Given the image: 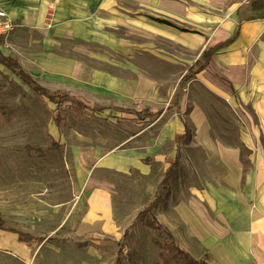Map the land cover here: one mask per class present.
<instances>
[{
	"label": "crops",
	"instance_id": "0c3cea01",
	"mask_svg": "<svg viewBox=\"0 0 264 264\" xmlns=\"http://www.w3.org/2000/svg\"><path fill=\"white\" fill-rule=\"evenodd\" d=\"M118 1L0 0V10L16 28L7 40L19 47L21 53H26L27 62L36 63V70L46 71L52 75L54 83L63 84L67 91L63 93L68 97H83L86 107L89 102L94 105L101 101L111 102V105H104L107 110L126 108L146 100L154 86L152 78L139 76L131 82L88 65L93 59L90 47L94 38L104 37L102 29L110 20L118 18L110 15L115 12ZM170 1L179 4L182 7L180 12L184 13L163 9L165 13L181 17L188 15L191 24L211 22L213 25L206 40H192L203 45V53L223 43L202 71L208 69L217 74L213 82L215 91L241 111L248 130L241 140L248 150L244 158L247 161L242 160L241 153L234 149H215L204 152L208 160L203 165L197 161L194 162L197 166H190L188 159L196 161V158H190L189 152H183L180 157L174 152L168 157L173 161L165 164V155L148 153L152 156H142L134 148L139 131L127 132L129 126L124 120L118 119L123 123L118 131L93 121L78 122L80 128L76 134H68L65 141L70 142L66 149L74 158L75 204L77 207L81 205L84 212L78 216L72 215V210L66 220L73 223L76 240L90 236L93 243L99 238L118 241L123 233L114 220V200L120 193L112 177L127 181L134 175L145 182L155 169L151 162L164 165L157 183L159 186L153 189L147 206L158 196L166 170L176 164L175 173L169 180L168 194L154 214L178 246L191 256L206 258L210 264H264V11L251 10L250 3L254 0H193L195 9L176 0ZM208 9L213 13L219 11V16L212 21L204 18L202 11L208 13ZM256 13L259 15L251 17ZM246 14H251V19L244 18ZM217 36L220 38L212 42ZM197 38L201 40L202 37ZM185 39L183 36L182 42ZM29 47L37 50H29ZM79 49L87 53L77 54ZM158 113L160 116L161 112ZM120 116L124 118L125 115ZM205 136L198 139V146H206L205 139L209 137ZM180 159L182 162L187 159L186 164L182 165ZM146 160H149L148 164ZM188 176L196 177L197 182L192 185ZM0 233L13 239L0 253L3 260H6L5 256H14L23 259L25 264H33L38 255L28 249L34 244L57 243V239L48 241L51 237L29 232L22 233L34 238L31 243L19 242L15 233ZM38 238L43 239L39 242ZM79 242L87 241L76 242L80 252L87 253L89 242ZM77 260L80 262L78 253Z\"/></svg>",
	"mask_w": 264,
	"mask_h": 264
},
{
	"label": "rangeland",
	"instance_id": "374dc122",
	"mask_svg": "<svg viewBox=\"0 0 264 264\" xmlns=\"http://www.w3.org/2000/svg\"><path fill=\"white\" fill-rule=\"evenodd\" d=\"M176 1L195 9L193 0ZM158 3L159 0L146 3L119 0L115 12L110 14L118 18L109 21L108 26L102 29L104 37H95L90 47L93 59L88 65L92 68L131 82L139 76L154 79L153 91L142 102L107 110L103 107L111 105V102L101 101L95 105L89 102L86 103L89 106L85 115L77 117L68 106L73 98L84 104L83 97H69L60 103L49 100L48 95L32 90L0 64V218L7 229L57 239V243L34 244L28 248L32 253L38 252L33 264H157L161 249L172 241L166 228L160 226L158 229L155 224L151 229L145 227L154 212L135 218L150 201L163 173L164 165L152 162L150 165L155 169L145 182L134 175L127 181L112 177L120 193L114 200V220L124 237L118 241L99 238L95 243L90 236L74 239L73 223L66 220V216L72 210V215L80 216L84 208L75 204L76 191L72 184L74 158L66 149L70 142L65 138L68 134H76L80 128L78 122L93 121L118 131L123 124L118 119L124 120L129 126L127 132L139 131L134 148L142 156H152L148 153L165 155V164L173 161L168 157L174 152L179 153V157L183 152H189L190 158H196V161L188 159L190 166H197L194 163L197 161L203 165L208 160L204 152L215 149H234L241 153L242 160L247 161L244 158L248 150L241 141L248 131L244 117L237 106L229 104L215 91L213 82L217 74L206 69L185 80L183 85L179 84L187 68L203 53V45L192 42L188 37L201 36L200 41L206 40L213 25L211 22H203L204 25L188 23V15L167 14ZM225 10H222V16ZM202 14L212 21L220 12L213 13L208 9V13L202 11ZM249 15L244 18L251 19L259 13ZM15 29L1 40L0 52L17 59L21 68L49 93L67 92L63 84L54 83L52 75L46 71L36 70V63L27 62L26 53L10 44L7 38ZM183 36L186 39L182 42ZM29 50L37 48L29 47ZM80 53L87 52L79 49L77 54ZM131 110L152 114L161 112V115H151L143 120L142 115L131 114ZM120 114L125 115L124 118ZM205 134L210 139H205L206 146L200 147L198 139ZM186 160L182 162L180 159L182 165ZM192 177L188 176L189 183L193 185L197 181ZM11 239V236L0 233V253L10 246ZM84 240H91L87 253L80 252L76 245L77 241ZM5 257L3 260L0 255V264H25L21 258ZM190 257L198 263H209L206 258Z\"/></svg>",
	"mask_w": 264,
	"mask_h": 264
},
{
	"label": "trees",
	"instance_id": "16d2710c",
	"mask_svg": "<svg viewBox=\"0 0 264 264\" xmlns=\"http://www.w3.org/2000/svg\"><path fill=\"white\" fill-rule=\"evenodd\" d=\"M250 7L252 11H264V0H254L250 3ZM264 16V15H263ZM164 24L166 22H163ZM167 24V23H166ZM2 38H0L1 42ZM223 45L220 44L216 46L215 48L210 49L209 51L205 52L202 54L201 58L199 60H196L190 67L187 68L186 70V75L183 77L182 81L179 83L183 85L184 81L189 79L191 76L195 75L198 72H201L204 70L206 67L208 61L210 60L211 56L213 55L214 51L221 47ZM0 64H3L5 69H8L11 71L13 74L18 77L23 84L28 86L34 91H37L39 93H42V95H48V99L52 101H56L57 103H60L62 101H66L69 99L67 94L63 93H49L46 89L41 87L31 76H29L19 65L17 59L15 58H10L7 56H4L0 52ZM72 103L68 106V109L75 114L77 117H83L88 110V108L82 104L81 102L71 99ZM131 114H137V115H142L141 119H144L146 117L152 116H158L160 113H141L140 111H129ZM58 122V121H57ZM149 160H146V163L148 164ZM176 170V164H172L165 172L163 180L160 183V194L155 197L147 206H145L142 211H140L137 215L136 218H141L143 217L146 213H151L156 210V208L161 204L163 199L167 196L168 194V186H169V180L173 176ZM158 226H157V224ZM152 224H155L158 229H160V226H162L155 215L151 217V219L146 221L145 227L147 228H152ZM0 231H7L11 233H15L18 237L19 242L23 243H31L34 238L29 236L28 234L16 231L14 229H7L3 226V221L0 218ZM169 238L172 240L171 243H168L164 245V247L161 249V253L158 255L159 262L157 264H210V263H198L194 259L190 257V255L185 252L183 249H181L178 244L175 242L171 234H168ZM125 234L123 235V237ZM43 238H38L36 239L37 241H41ZM52 239H48L50 241Z\"/></svg>",
	"mask_w": 264,
	"mask_h": 264
},
{
	"label": "bare ground",
	"instance_id": "6f19581e",
	"mask_svg": "<svg viewBox=\"0 0 264 264\" xmlns=\"http://www.w3.org/2000/svg\"><path fill=\"white\" fill-rule=\"evenodd\" d=\"M140 1H147V0H140ZM159 7L164 9V10H174V11H179V12L182 11V7L179 4H177V3L173 2V1H170V0H160ZM180 13H184V12H180ZM219 38L220 37L217 36L216 38L213 39L212 42H215ZM188 39L189 40H193L194 39L196 41H198V40L200 41V39L197 38L196 36L188 37ZM193 45L191 44V47H195V44H193ZM59 66H64V64L63 63H59ZM220 87L223 88L224 86L220 85Z\"/></svg>",
	"mask_w": 264,
	"mask_h": 264
},
{
	"label": "built area",
	"instance_id": "2783aa9c",
	"mask_svg": "<svg viewBox=\"0 0 264 264\" xmlns=\"http://www.w3.org/2000/svg\"><path fill=\"white\" fill-rule=\"evenodd\" d=\"M14 23L0 10V38H5L14 29Z\"/></svg>",
	"mask_w": 264,
	"mask_h": 264
}]
</instances>
